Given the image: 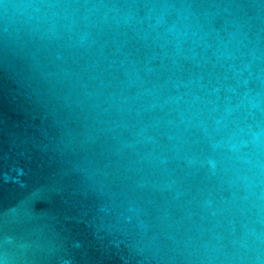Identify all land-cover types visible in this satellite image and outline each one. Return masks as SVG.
Wrapping results in <instances>:
<instances>
[{
    "label": "water",
    "instance_id": "95a60500",
    "mask_svg": "<svg viewBox=\"0 0 264 264\" xmlns=\"http://www.w3.org/2000/svg\"><path fill=\"white\" fill-rule=\"evenodd\" d=\"M0 264H264V0H0Z\"/></svg>",
    "mask_w": 264,
    "mask_h": 264
}]
</instances>
